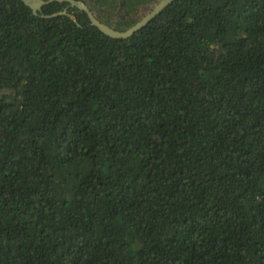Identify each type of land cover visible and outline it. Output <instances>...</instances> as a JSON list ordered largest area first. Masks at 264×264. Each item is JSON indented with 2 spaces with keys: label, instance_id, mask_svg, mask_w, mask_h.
I'll return each mask as SVG.
<instances>
[{
  "label": "trees",
  "instance_id": "obj_1",
  "mask_svg": "<svg viewBox=\"0 0 264 264\" xmlns=\"http://www.w3.org/2000/svg\"><path fill=\"white\" fill-rule=\"evenodd\" d=\"M0 264H264V0H0Z\"/></svg>",
  "mask_w": 264,
  "mask_h": 264
},
{
  "label": "water",
  "instance_id": "obj_2",
  "mask_svg": "<svg viewBox=\"0 0 264 264\" xmlns=\"http://www.w3.org/2000/svg\"><path fill=\"white\" fill-rule=\"evenodd\" d=\"M22 1L26 5H28L33 10L34 13H37V11H39L43 5L53 0H22ZM59 1H63V0H59ZM65 1H68L69 4L72 6H77L79 9L84 10L88 15L91 24L98 27L105 34L111 37L125 38L131 35L133 32L140 29L141 27H143L145 24H147L173 0H158V2H156L148 12H146L140 19H138L133 25H131L126 30L115 29L112 26L108 25L107 23L98 19L94 15V13L90 10V8L81 0H65ZM57 14H67L66 9L60 12L52 13L48 16H54Z\"/></svg>",
  "mask_w": 264,
  "mask_h": 264
}]
</instances>
